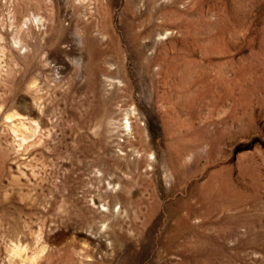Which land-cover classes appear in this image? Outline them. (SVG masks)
I'll list each match as a JSON object with an SVG mask.
<instances>
[{
    "label": "rangeland",
    "instance_id": "rangeland-1",
    "mask_svg": "<svg viewBox=\"0 0 264 264\" xmlns=\"http://www.w3.org/2000/svg\"><path fill=\"white\" fill-rule=\"evenodd\" d=\"M0 264H264V0H0Z\"/></svg>",
    "mask_w": 264,
    "mask_h": 264
},
{
    "label": "bare ground",
    "instance_id": "bare-ground-1",
    "mask_svg": "<svg viewBox=\"0 0 264 264\" xmlns=\"http://www.w3.org/2000/svg\"><path fill=\"white\" fill-rule=\"evenodd\" d=\"M127 125H129L128 122H127ZM130 128H131V127H130ZM130 128H129V129H130Z\"/></svg>",
    "mask_w": 264,
    "mask_h": 264
}]
</instances>
